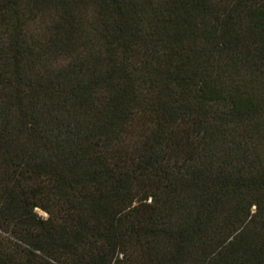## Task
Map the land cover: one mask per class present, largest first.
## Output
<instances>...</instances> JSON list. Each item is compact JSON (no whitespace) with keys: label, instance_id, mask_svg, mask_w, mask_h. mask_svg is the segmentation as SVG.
Wrapping results in <instances>:
<instances>
[{"label":"trees","instance_id":"16d2710c","mask_svg":"<svg viewBox=\"0 0 264 264\" xmlns=\"http://www.w3.org/2000/svg\"><path fill=\"white\" fill-rule=\"evenodd\" d=\"M0 264H264V0H0Z\"/></svg>","mask_w":264,"mask_h":264},{"label":"rangeland","instance_id":"374dc122","mask_svg":"<svg viewBox=\"0 0 264 264\" xmlns=\"http://www.w3.org/2000/svg\"><path fill=\"white\" fill-rule=\"evenodd\" d=\"M39 213L44 216V214L42 212L39 211Z\"/></svg>","mask_w":264,"mask_h":264}]
</instances>
